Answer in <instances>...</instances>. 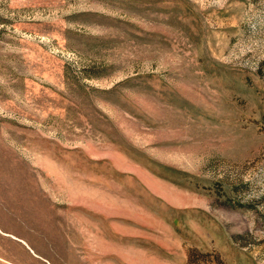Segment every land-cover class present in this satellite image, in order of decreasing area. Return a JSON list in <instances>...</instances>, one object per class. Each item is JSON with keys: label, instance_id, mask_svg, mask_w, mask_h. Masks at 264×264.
<instances>
[{"label": "rangeland", "instance_id": "obj_1", "mask_svg": "<svg viewBox=\"0 0 264 264\" xmlns=\"http://www.w3.org/2000/svg\"><path fill=\"white\" fill-rule=\"evenodd\" d=\"M0 264H264V0H0Z\"/></svg>", "mask_w": 264, "mask_h": 264}]
</instances>
